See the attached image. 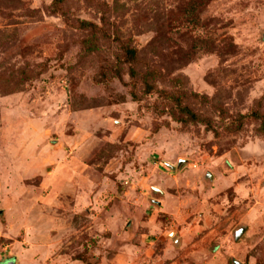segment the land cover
Instances as JSON below:
<instances>
[{"label": "rangeland", "instance_id": "1", "mask_svg": "<svg viewBox=\"0 0 264 264\" xmlns=\"http://www.w3.org/2000/svg\"><path fill=\"white\" fill-rule=\"evenodd\" d=\"M52 1L0 0V84L19 87L0 90V264H93L58 240L57 223L95 217L99 231L102 204L128 214L136 225L126 244L154 250L152 261L264 264V0H212L196 27L172 18L182 0H101L112 30L164 74L157 86L179 79L215 129L174 119L169 102L129 76L116 43L85 56L76 26L100 23L94 2L68 0L67 22ZM80 170L86 193L110 203L84 202L90 212L71 217Z\"/></svg>", "mask_w": 264, "mask_h": 264}, {"label": "trees", "instance_id": "2", "mask_svg": "<svg viewBox=\"0 0 264 264\" xmlns=\"http://www.w3.org/2000/svg\"><path fill=\"white\" fill-rule=\"evenodd\" d=\"M94 2L102 12L100 18V23H96L89 20H79V24L76 26L82 33H85V37L80 41V46L82 48L85 56L100 55L102 52V46L104 44H111L112 42L116 43L122 51L123 62L128 66L129 76L137 81L139 78L144 85V91L146 94H158L161 98H164L167 102L171 104L169 110L170 115L177 121L183 123L184 125L188 124H197L202 123L215 129L212 123L208 119H204L199 113H197L191 106L189 102V94L183 88L179 79H174V87L169 89H160L157 86L158 81L165 79L164 74L154 64H149L147 58L141 57V51L132 46L128 40H122L120 38V33L118 30H112L110 21L106 15L111 13V5L101 0H87ZM212 0H182L179 10L172 11V18L175 19V22L180 20L182 17H192L193 26H198L200 22V13L201 11L209 5ZM68 3V0H53L50 5V10L53 14H61L65 16L66 21L69 22L67 12L65 7ZM179 12V13H178ZM178 13V15L176 14ZM194 17H197L199 21H196ZM114 35V39L112 36ZM190 61L192 58L188 55L186 56ZM20 74L24 75L22 81H28L32 79V76H29L27 72L20 71ZM116 75L118 79L122 80L121 70H116ZM19 89L18 86L12 84L11 81H7L5 84H0V90L2 92L12 94ZM195 98L204 100L197 94H193ZM133 98L137 101L138 97L136 94H133ZM173 104V107H172ZM244 117L238 119V126L243 125ZM253 119L259 120V112L253 113ZM215 133L219 135V131L215 130ZM173 167V166H172ZM174 169V168H173Z\"/></svg>", "mask_w": 264, "mask_h": 264}, {"label": "crops", "instance_id": "3", "mask_svg": "<svg viewBox=\"0 0 264 264\" xmlns=\"http://www.w3.org/2000/svg\"><path fill=\"white\" fill-rule=\"evenodd\" d=\"M40 177H41V180L43 181L44 176H40ZM72 177H73V181H75L76 184L79 186L78 188H76V185H74V190L72 192L74 205H72L73 211H70V213H72V215H70L71 217L78 215L82 213L83 211H85L86 214L90 212V210L79 208L82 206L84 202L90 205H93V203L94 204H98V203L109 204L110 203L109 201L106 202V200L104 201L101 200V197H99L98 195L93 196L91 194L89 195L86 193V190H87L86 188L88 185H86L87 180H85L84 178L86 176L82 170L74 171ZM60 182L62 181H60V179L57 178V183H60ZM82 186L84 189H81ZM154 193H162V191L154 192ZM116 197H118L117 194H116ZM155 202L158 207H161V206L163 207L164 205L162 203L163 201L161 202L159 199L155 200ZM99 209H101L100 211H102L101 214L98 215V217L102 218V220H100L101 228H99V231L98 230L93 231L94 229L93 223L95 221L94 219L95 217L91 219V216L89 214L87 216L90 217L91 220H87V221L82 220V218L81 220H70V219L67 220L65 217H62L59 220V221L62 220V222L57 223L58 224L57 226H58V229L62 228L65 234H63V237H59L58 240L59 239L61 240L62 238L63 239L62 241L71 240L72 243H74L75 245L78 244V247L76 246V248H73V251L78 249V250H82L86 252L87 257L89 256L91 258L93 257V264L95 263L96 264H146L145 262L153 260L154 250L152 251L151 249H145L144 247H141L140 245H133L131 246L132 248H130L129 247L130 244H126V241L130 239L131 233L133 232V230H135V225H136L135 223H133V220H127L128 214L125 215V212H124V216L126 217H122V214L118 215L115 212L107 210V208L103 206V204L99 206ZM62 212L67 213L69 211L64 210ZM70 221H71V225L73 226V231H72L73 233L71 235H69L66 231ZM49 231H52L50 226H49ZM174 234L175 232H172L171 230L169 232L167 231L165 233V236L167 240L172 242V237L174 236ZM138 236L136 235V237ZM141 236H142L141 238L139 237L137 239L138 240L140 239V243L143 246L147 245L149 243L147 242L148 239H146L148 235L144 234ZM115 241L117 242V244L115 243ZM175 242H178V239H176ZM68 247H69L68 245L63 243V251L68 250L69 249ZM62 258H64L62 260L64 264H69L67 261V256H64ZM72 263L73 264H86L84 260L79 259V258H75V260L72 261ZM151 264H161L160 259L159 260L156 259L152 261ZM168 264H172V262Z\"/></svg>", "mask_w": 264, "mask_h": 264}, {"label": "water", "instance_id": "4", "mask_svg": "<svg viewBox=\"0 0 264 264\" xmlns=\"http://www.w3.org/2000/svg\"><path fill=\"white\" fill-rule=\"evenodd\" d=\"M207 175H208V177H209L210 179H213V175H212L211 173H208ZM153 191H154V192H161V190L158 189V188H153ZM158 203H159V202H158ZM239 236H240V234L238 235V237H239ZM9 264H13V262H9ZM235 264H243V263H241V262H239V261H236Z\"/></svg>", "mask_w": 264, "mask_h": 264}]
</instances>
